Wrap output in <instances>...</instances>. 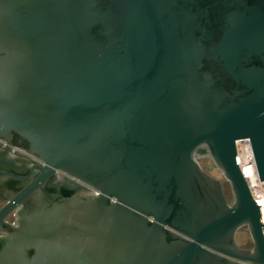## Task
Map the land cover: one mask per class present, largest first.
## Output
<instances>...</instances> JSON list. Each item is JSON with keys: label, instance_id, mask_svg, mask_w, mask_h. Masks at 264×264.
I'll return each mask as SVG.
<instances>
[{"label": "water", "instance_id": "95a60500", "mask_svg": "<svg viewBox=\"0 0 264 264\" xmlns=\"http://www.w3.org/2000/svg\"><path fill=\"white\" fill-rule=\"evenodd\" d=\"M240 138L264 0H0V264H264Z\"/></svg>", "mask_w": 264, "mask_h": 264}, {"label": "built area", "instance_id": "2783aa9c", "mask_svg": "<svg viewBox=\"0 0 264 264\" xmlns=\"http://www.w3.org/2000/svg\"><path fill=\"white\" fill-rule=\"evenodd\" d=\"M237 158V166L240 170L242 178L247 185L248 193L259 209L260 223L263 226L262 233L264 235V180L259 181L256 177L255 166H253V156L250 152V144L247 139H237L235 141V150Z\"/></svg>", "mask_w": 264, "mask_h": 264}, {"label": "flooded vegetation", "instance_id": "af4514ba", "mask_svg": "<svg viewBox=\"0 0 264 264\" xmlns=\"http://www.w3.org/2000/svg\"><path fill=\"white\" fill-rule=\"evenodd\" d=\"M21 162H23L22 159H21ZM198 162H199V166L206 173H208V174L210 173L212 176L216 177L214 173H211L210 171L209 172L207 171L208 168L206 167V164L204 163V158H200L198 160ZM221 183H222V194H225L227 196L226 199H227V201L229 203L231 201V196L228 193L229 189H228L227 183L224 180H222ZM3 204H4L3 201H0V208L3 206ZM14 219H15V216H13L12 212H8V214L2 215L1 221H2V223L6 224V225H9V224H13L14 223ZM247 242H248V239H247ZM241 245H245L246 246L247 243L246 244H239V246H241Z\"/></svg>", "mask_w": 264, "mask_h": 264}, {"label": "rangeland", "instance_id": "374dc122", "mask_svg": "<svg viewBox=\"0 0 264 264\" xmlns=\"http://www.w3.org/2000/svg\"><path fill=\"white\" fill-rule=\"evenodd\" d=\"M204 163L206 164V167L208 168L207 171L211 172V173H214L215 176L220 179L219 177V174L218 172L214 169V167H212V165L210 164V160L208 159H204ZM245 229L244 228H240L236 231L235 233V240H236V243L237 245L239 246V244H246L248 243L247 242V239H248V236H247V233H245L244 231Z\"/></svg>", "mask_w": 264, "mask_h": 264}]
</instances>
